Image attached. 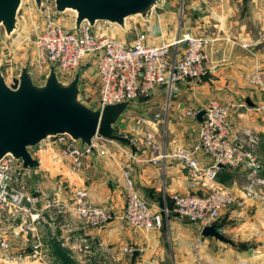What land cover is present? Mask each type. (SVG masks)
<instances>
[{"label":"built area","instance_id":"obj_1","mask_svg":"<svg viewBox=\"0 0 264 264\" xmlns=\"http://www.w3.org/2000/svg\"><path fill=\"white\" fill-rule=\"evenodd\" d=\"M37 10L44 24L34 40L36 63L46 71L53 65L57 77L67 82L84 59L92 58L97 82L94 108L122 101L133 104L147 98L157 87L167 88L170 93L176 91V84L181 81L196 85L213 68L208 49L216 39L208 34L184 31L168 42H149L143 30H135L130 39L111 36L107 31L114 25L107 21L93 25L83 21L77 31L74 26L67 29L55 19L60 12L53 0H40ZM0 73L7 84L12 82L14 77L7 81L5 74ZM248 83L258 89L257 109L264 114V70H254ZM244 106V101L209 97L201 107H185L183 115L194 121L197 113L204 111L202 121L198 122L197 140L192 146L168 151L159 146L155 121L144 114L126 111L120 122L125 130L117 133L129 139L131 149L98 135L92 138L90 146L82 147L68 134H58L28 148L37 160L35 167H25L21 159L4 155L0 158V264H60L54 243L76 264H114L113 253L89 232L105 227L112 218L111 210L93 203L87 190L75 184L85 158L93 155L91 147L100 155L111 156L106 145L114 143L128 155L130 161L122 169L124 207L120 218L130 228L159 229L169 212L167 207L153 210L140 196L131 179V162L159 164L169 158L185 168L187 192L170 195L171 211L182 221L204 227L241 206L244 199L254 198L264 205L260 136L249 127L236 131L232 127L233 114ZM156 118L159 114H155ZM140 144L152 153L146 159L137 153ZM199 154L206 163L199 161ZM47 159L54 165H65V170L52 176ZM218 164L245 171L243 197L235 196L219 182ZM46 179L51 181L49 186ZM133 251L131 245L120 250L127 258Z\"/></svg>","mask_w":264,"mask_h":264},{"label":"crops","instance_id":"obj_2","mask_svg":"<svg viewBox=\"0 0 264 264\" xmlns=\"http://www.w3.org/2000/svg\"><path fill=\"white\" fill-rule=\"evenodd\" d=\"M201 7L204 6L198 0L184 2L185 26H181L180 32H200L216 39L208 49L213 68L196 85L186 81L177 83L176 91L167 97L165 95L167 108L163 116L157 113L158 119L148 118L156 122L154 133L159 146L167 151L192 146L197 140L198 121L184 116L183 111L188 106L201 107L209 97H216L221 101L245 102L246 106L238 108L232 116L233 130L254 129L260 136V151L264 154V114L257 109L260 93L248 83V77L254 70H264V0H236L229 7V14L222 12L217 5L211 7V13L200 11ZM161 17L154 8L147 27L158 33V29L163 28ZM162 41H167L164 34L149 42ZM163 91L162 87L155 88L147 98H140L130 105L127 111L138 109V105L148 100L159 102ZM106 146L112 155L96 153L87 156L75 184L87 190L93 203L106 205L111 210L110 222L99 231L92 229L89 232L95 240L102 242L108 252L113 253L114 264H264V205L254 198L244 199L241 206L221 216L216 224L222 225L221 232L230 235L232 244L205 237L201 234V225L179 220L171 211L170 195L186 193L187 188L185 168L169 158L159 164L131 162V179L140 196L153 210L167 207L169 212L163 217L159 229L142 230L127 226L120 218L124 207L122 169L130 160L118 144ZM121 146L131 149L126 144ZM137 153L144 159L152 154L144 144L139 145ZM198 158L202 164L207 162L201 154ZM46 164L52 168V176L65 170V165H54L49 159ZM231 169L235 168H219L218 180L222 185L221 175ZM236 172L240 173L244 184L245 171L237 168ZM237 176L231 178L230 191L241 198L243 184L237 182ZM247 242L254 243V246L246 248ZM240 243L244 244L242 249L238 247ZM127 245L138 252L134 258H127L120 252Z\"/></svg>","mask_w":264,"mask_h":264},{"label":"water","instance_id":"obj_3","mask_svg":"<svg viewBox=\"0 0 264 264\" xmlns=\"http://www.w3.org/2000/svg\"><path fill=\"white\" fill-rule=\"evenodd\" d=\"M22 0H0V26L7 35L17 28V12ZM36 8L40 0H33ZM57 12L71 10L75 13L74 30L83 21L93 25L107 21L125 28L126 19L139 15L148 20L152 10L162 0H53ZM81 71H76L71 80L64 82L57 77L51 65L45 80L36 82L28 65L20 67L18 75L7 84L0 73V158L11 154L21 159L23 166L35 167L37 160L28 150L45 138L68 134L80 146H90L96 135L104 139L130 145L128 138L117 133L116 126L122 115L132 104L122 101L94 108L81 99ZM248 103V99H246ZM204 111L197 113L201 122ZM92 154L96 150L90 148ZM219 168L224 167L218 164ZM222 225L211 224L201 229L205 237H212L225 243L232 241L221 232ZM138 254L133 251L132 258Z\"/></svg>","mask_w":264,"mask_h":264},{"label":"rangeland","instance_id":"obj_4","mask_svg":"<svg viewBox=\"0 0 264 264\" xmlns=\"http://www.w3.org/2000/svg\"><path fill=\"white\" fill-rule=\"evenodd\" d=\"M186 0H162L161 4L155 7L156 12L161 14V23L163 25L162 29H158V33L149 29L147 27V20H143L139 15L130 16L126 19L127 28H120L115 25L111 27V30H108L107 33L111 36L122 37L130 39L132 33L135 30H143L148 34L149 41H154L159 39L162 34L167 37V42L171 41L176 37L177 33L180 32L181 26H185V10L184 2ZM201 5L200 11L204 13H211V7L214 6L220 7L222 12L231 13L230 6L235 4L236 0H198ZM233 9V8H232ZM75 13L71 10H65L60 12L56 17L57 23L62 25L65 28H70L74 23ZM44 24V19L42 14L37 10L33 0H22L20 7L17 12V28L7 35L4 31V28L0 26V71L3 72L6 76L7 81L11 80V77H16L18 75L19 69L23 65H28V69L32 74L33 79L42 83L45 80V77L48 73L44 67H39L36 63V50L34 46V40L36 35L41 30ZM152 26L155 23H151ZM192 25V24H191ZM165 32V33H164ZM171 34V35H170ZM170 35V36H169ZM160 36V37H159ZM174 36L173 38H171ZM171 58L174 56L173 48H171L170 53ZM81 71L80 76V89H81V99L93 107L94 99L96 97V75H95V66L92 58H86L82 61V65L79 68ZM160 101L148 100L147 103L138 105V109L131 110L129 112L141 113L144 114L147 118L155 117V114L160 113V116H163L164 109L167 108V102L165 99L169 96V91L167 88H163ZM150 107V108H149ZM149 108V109H148ZM130 109V107H129ZM118 133H122L125 130V127L122 123H119L116 126ZM161 136V132L160 135ZM160 138V137H158ZM119 143V142H117ZM122 144V143H120ZM99 163V162H98ZM97 163V164H98ZM96 165V164H95ZM55 167V166H54ZM237 168L231 169L224 172L221 175L223 185L225 188L230 190L232 184L231 178L234 175H238L236 180L239 184H243L241 175L237 174ZM51 183L50 179H46L45 184L49 186ZM227 238H231L230 235L223 233ZM239 242L237 241V244ZM244 246L243 243L239 244V249H242ZM246 248H251L254 246V243H245ZM67 255V254H66ZM68 256V255H67ZM70 260H72L69 257ZM73 261V260H72ZM74 262V261H73ZM74 264H76L74 262Z\"/></svg>","mask_w":264,"mask_h":264},{"label":"trees","instance_id":"obj_5","mask_svg":"<svg viewBox=\"0 0 264 264\" xmlns=\"http://www.w3.org/2000/svg\"><path fill=\"white\" fill-rule=\"evenodd\" d=\"M216 223H218V221ZM54 253L56 254L60 264H74V262L70 260L69 257L66 255V252L55 243H54Z\"/></svg>","mask_w":264,"mask_h":264},{"label":"bare ground","instance_id":"obj_6","mask_svg":"<svg viewBox=\"0 0 264 264\" xmlns=\"http://www.w3.org/2000/svg\"><path fill=\"white\" fill-rule=\"evenodd\" d=\"M115 26V24H113Z\"/></svg>","mask_w":264,"mask_h":264}]
</instances>
